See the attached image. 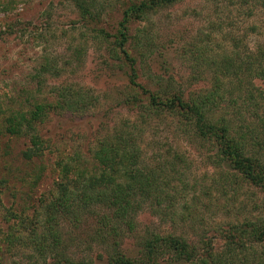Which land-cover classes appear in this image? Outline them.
Wrapping results in <instances>:
<instances>
[{
  "label": "rangeland",
  "instance_id": "1",
  "mask_svg": "<svg viewBox=\"0 0 264 264\" xmlns=\"http://www.w3.org/2000/svg\"><path fill=\"white\" fill-rule=\"evenodd\" d=\"M121 9L122 2H115L92 22L82 17L74 0H0V260L4 264H31L37 258L31 237L34 233L40 238L49 235L48 205L59 193V163L77 160L91 166L97 140L138 118L140 109L125 100L132 95L142 99L141 88L131 86L130 66L111 58L105 37L95 31L105 28L115 33ZM130 33L132 38L139 37L137 44L133 39L129 44L138 58L139 83L183 92L185 97H203L221 69L213 60L235 55L248 65L257 55L264 65V56L258 54L259 48L264 54V0H178L133 22ZM141 53L146 62L140 60ZM153 72L162 74L164 80L157 84L150 77ZM237 81L222 79L221 92H228L223 108L228 105L235 110V104L244 102V96L237 103L233 98ZM58 88L98 95L100 100L86 111L52 112L39 125L50 140L49 147L42 157L28 160L23 152L31 144L30 137L7 132L6 118L28 112L37 103L55 102ZM242 88L264 105L262 80L253 84L245 77ZM139 122L146 161L172 160L174 152H182L184 182L172 179L178 203L175 221L172 213L165 216L156 210L160 208L146 204L136 218L135 231L127 227L121 231L126 235L122 248L130 254L138 252L139 236L149 226L161 234L183 235L199 246L206 240L222 248L225 239L221 235L230 223L256 221L264 215V194L254 186L240 180L229 186L228 193L219 190L222 169L214 165L213 151L185 136L178 118L164 113ZM185 202L190 211L184 208ZM79 225L75 227L72 217H66L56 227L63 248L76 259L105 263L106 257H100L102 246L91 242L90 247L89 243L96 218L84 219ZM47 241H53L52 237ZM255 245L262 253L264 244ZM159 264L168 263L161 260Z\"/></svg>",
  "mask_w": 264,
  "mask_h": 264
},
{
  "label": "trees",
  "instance_id": "2",
  "mask_svg": "<svg viewBox=\"0 0 264 264\" xmlns=\"http://www.w3.org/2000/svg\"><path fill=\"white\" fill-rule=\"evenodd\" d=\"M177 1L74 0L82 17L92 22L104 13V8L122 2L116 32L105 28L95 31L105 37L111 58L116 57L130 66L131 86L141 88L144 97L138 99L132 95L125 100L128 106L134 104L135 108L140 109L138 118L123 122L97 140L91 166H84L77 160L59 163V193L48 205L49 235L44 233L40 238L34 233L31 237L36 253L33 256H37L31 264H159L161 260H166L168 264H264V250L258 253L255 245L264 244V215L256 221L244 219L230 223L221 235L225 239L222 248H215L212 241L206 240L199 246L183 235L161 234L150 226L144 235L139 236L136 254L122 248L126 235L121 231H126L125 227L128 231H135L138 226L136 218L146 204L160 208L156 210L165 216L172 213L171 220L175 221L178 203L172 179L184 182L180 172L185 160L182 152L177 150L173 159L167 161L148 162L144 158L140 142L142 125L139 121L146 123L149 116L170 113L178 118V126L185 136L208 145L209 150L213 151L211 157L214 165L222 169L220 191L228 193L229 186L241 180L264 194V105L254 97L253 92L245 93L242 88L245 77L250 78L253 84L256 79L264 82V65L257 55L248 65H244L245 61H240L235 55L222 57L220 62L213 60L216 68L221 69L213 76L212 89L203 97H185L183 92L148 88L138 82V58L132 54L129 44L132 39L137 44L139 37L132 38V23L143 20L161 6ZM259 53L264 56L260 48ZM140 56V60L146 62L142 53ZM150 77L157 84L164 80L162 74L155 72L150 73ZM226 77L238 80L237 90L234 91L237 93L233 98L237 103L238 97L244 96V102L239 106L235 104V110H230L226 105V111H221L228 95L227 90L226 93L221 92V82ZM77 94L82 97L78 98ZM84 95L73 89L58 88L55 102L37 103L28 112L21 111L6 118L7 132L30 137L31 144L23 152L26 159L42 157L49 147L50 140L42 135L39 125L52 112L68 109L82 112L99 103L98 95ZM182 204L186 210L189 208L187 202ZM66 217H72L75 227H79L84 219L96 218L89 243L90 247L93 246L91 242L102 246L104 252L100 257H106L105 263H98L94 259H76L63 248L64 240L56 227ZM181 218L184 220L186 216L183 214ZM49 236L53 241H47ZM0 264H4L2 260Z\"/></svg>",
  "mask_w": 264,
  "mask_h": 264
}]
</instances>
